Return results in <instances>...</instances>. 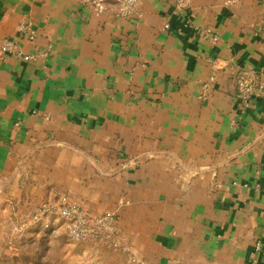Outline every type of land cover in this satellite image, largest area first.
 <instances>
[{
    "label": "crops",
    "instance_id": "1",
    "mask_svg": "<svg viewBox=\"0 0 264 264\" xmlns=\"http://www.w3.org/2000/svg\"><path fill=\"white\" fill-rule=\"evenodd\" d=\"M106 9L0 0V43L19 52L0 48V253L27 208L65 198L115 214L145 264H264V91L243 103L230 79L264 82V0ZM37 51L46 62L23 59ZM83 250L81 264L116 258Z\"/></svg>",
    "mask_w": 264,
    "mask_h": 264
},
{
    "label": "built area",
    "instance_id": "2",
    "mask_svg": "<svg viewBox=\"0 0 264 264\" xmlns=\"http://www.w3.org/2000/svg\"><path fill=\"white\" fill-rule=\"evenodd\" d=\"M142 0H114L118 7V16L128 19L137 14L138 4ZM83 7L89 9L95 17L103 16L106 9V0H80ZM223 6L233 8L238 0H222ZM189 0H174V8L178 13H184L188 9ZM251 10V8H249ZM255 35L264 34V14L254 25ZM20 33H28L24 25L18 26ZM29 35V34H28ZM31 35V34H30ZM207 36V34H206ZM214 40V38H212ZM1 52L6 55H19L16 47L7 41L0 43ZM35 58L47 61L44 52L37 51L34 56H23L26 62H32ZM236 99L245 103L259 99L264 91V84L260 80L247 79L233 73L230 77ZM204 89L207 90L206 87ZM51 216L61 223L65 237L72 243L103 245L112 255L127 254L130 264H143L138 258L128 253L126 244L116 230V215L104 213L98 217H91L82 212L78 207L69 204L65 198H59L57 202L39 205L33 215V221L41 217ZM256 251H260L261 245L257 244Z\"/></svg>",
    "mask_w": 264,
    "mask_h": 264
},
{
    "label": "rangeland",
    "instance_id": "3",
    "mask_svg": "<svg viewBox=\"0 0 264 264\" xmlns=\"http://www.w3.org/2000/svg\"><path fill=\"white\" fill-rule=\"evenodd\" d=\"M58 200L59 198L45 199L38 203L33 210H30L28 214V208L20 214L19 217L22 221L19 224L16 223L18 230H13V234H17L19 238L11 239L8 247L10 249L7 248L4 253H0V264H81V255L85 253L83 247L86 246H91L95 249L94 251L104 250L110 257H116L114 263L113 260L107 258V262L105 261L104 264H116L117 261L118 264H130L127 254L112 255L106 246L70 242L65 237L61 223L51 216L41 217L38 221H33V215L39 205L54 203ZM11 222L15 223V218L11 217ZM53 224L55 228L61 229L59 233H53V229L50 231ZM66 254L72 256L73 259H65ZM138 259L143 262L140 258ZM143 264L145 263L143 262Z\"/></svg>",
    "mask_w": 264,
    "mask_h": 264
}]
</instances>
